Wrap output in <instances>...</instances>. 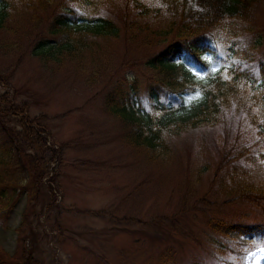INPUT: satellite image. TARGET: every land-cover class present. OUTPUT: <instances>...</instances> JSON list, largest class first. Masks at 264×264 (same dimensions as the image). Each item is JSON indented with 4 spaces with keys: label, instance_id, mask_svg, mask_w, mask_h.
Returning <instances> with one entry per match:
<instances>
[{
    "label": "rangeland",
    "instance_id": "rangeland-1",
    "mask_svg": "<svg viewBox=\"0 0 264 264\" xmlns=\"http://www.w3.org/2000/svg\"><path fill=\"white\" fill-rule=\"evenodd\" d=\"M60 1L48 0L46 8L40 9L36 2L34 7L12 0L8 29L0 32V43H15L7 52L0 49V73L6 78L5 84L0 83V130L2 125L22 130L19 118L26 116L42 130L32 136L42 149L38 154L55 157L44 180L53 179L49 184L57 207L38 218L41 224H33L36 264H264V230L257 237L232 231L218 237L211 232L219 218L264 223L260 206L227 201L223 192L228 188L219 187L230 172L228 185L239 178L254 187L264 185V166L258 153L253 154L260 141L249 119L233 102L214 124L165 135L169 159L151 161L146 150L128 143V128L106 112L104 98L117 86L136 81L144 99L155 75L143 62L161 46L127 44L121 31L118 38L97 39V48L84 50L76 60L66 57L58 65L50 62L41 67L31 52L39 40L56 37L49 28L51 16L61 9ZM126 6L127 0H110L98 14L122 26L124 15L132 17L131 7L125 11ZM168 18L163 8L159 15L148 17L153 33L144 30L143 36L155 37L156 28ZM203 34L176 45L168 60H183L196 68L186 44L209 45L201 57L217 67L227 62L226 56L232 54L228 47L234 45V61L248 69L257 83H264V0L246 19L224 21ZM239 151L250 155L234 158ZM39 189L47 191L39 183L38 196ZM26 196L23 193L13 209L8 229L0 227L4 255H18L15 229ZM217 238L230 248L238 242L241 248L247 247L244 242L256 245L241 259L237 252L222 249L214 242Z\"/></svg>",
    "mask_w": 264,
    "mask_h": 264
},
{
    "label": "trees",
    "instance_id": "trees-1",
    "mask_svg": "<svg viewBox=\"0 0 264 264\" xmlns=\"http://www.w3.org/2000/svg\"><path fill=\"white\" fill-rule=\"evenodd\" d=\"M145 1L147 0H127L125 11L130 6L132 17L124 15L120 26L111 18L98 14L99 8L110 0H61V9L51 16L49 28V32L56 37L39 40L31 54L39 60L41 67H47L50 62L60 64L66 57L76 60L81 57V52L86 53L84 50L91 51L95 45L97 48V39L118 38L121 31L127 44L145 46L153 42L156 47L161 46V49L143 62L147 70L155 75L153 85L150 84L147 88L144 99L139 97L136 81L130 85L117 86L104 98L106 112L128 128L125 134L128 143L146 150L151 161L164 162L170 157V146L165 135H178L201 125L214 124L221 111L235 102V107L244 113L257 133L260 146L253 154L258 153L264 166V83H257L248 69L234 61L236 47H228L232 54L226 56V63L217 67L209 59L201 57L209 45L197 47L186 44L197 69L183 60H168L176 45L199 38L203 33L219 28L224 21L232 23L246 19L250 10L262 0H153L157 2L156 5ZM23 2L34 7L37 3L40 9H45L48 5V0ZM11 4L12 0H0V32L8 29L6 20L10 16ZM161 8L169 18L156 28L155 37L151 38L147 34L143 36L144 30L152 32L146 19L159 15ZM258 43H261V38ZM14 44L0 43V49L7 52L14 49ZM98 72L93 71L89 79L95 80ZM2 82L5 84L6 78L0 73V83ZM26 118H19V123L23 126L20 131L5 125L0 130V227L8 229L13 209L21 195L27 194L20 224L15 229L18 255L7 256L0 250V264H36L38 255L32 244L36 227L33 224H41L38 218L57 207L56 194L49 184L53 179L50 177L44 180L49 174L50 162L55 157L49 154L50 151L48 158L38 154L42 149L32 136H38L42 130L36 129L34 120L26 121ZM30 124L33 126L29 128ZM43 145L46 147L45 142ZM249 155L250 152L239 151L234 158H246ZM232 156L233 152H230L228 157ZM232 175L230 172L228 180H221L219 183L221 189L228 188L223 192L229 197L227 201L245 200L264 210V205H261L264 204V185L254 187L241 178L235 184H226ZM39 183L47 189H39L40 196ZM263 230V222L245 224L228 222L223 218L217 219L211 227L212 234L216 233L218 237L222 234L231 235L229 231L241 237H257ZM214 242H218L222 249L237 252L241 259L256 245V242H244L247 247L241 248L239 244L242 242H238L230 248L226 247L222 238H217ZM262 242L264 244V238ZM171 257L173 256L169 259Z\"/></svg>",
    "mask_w": 264,
    "mask_h": 264
}]
</instances>
